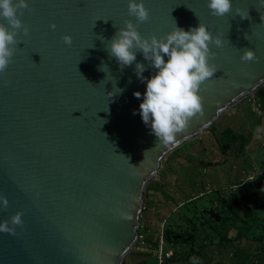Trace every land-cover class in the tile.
Returning a JSON list of instances; mask_svg holds the SVG:
<instances>
[{
    "label": "water",
    "instance_id": "95a60500",
    "mask_svg": "<svg viewBox=\"0 0 264 264\" xmlns=\"http://www.w3.org/2000/svg\"><path fill=\"white\" fill-rule=\"evenodd\" d=\"M232 2L218 17L207 0H144L150 19L138 24L142 36L203 23L224 41L210 44L218 70L200 87L203 114L165 146L140 115L146 82L135 63L146 78L156 70L142 52L121 69L105 49L125 20L137 23L128 0H28L20 19L29 33L18 32L0 73V197L8 201L0 200V223L18 212L23 221L14 234L0 232V264H123L162 160L264 85V0ZM246 48L258 60L242 61ZM204 212L220 220L214 209Z\"/></svg>",
    "mask_w": 264,
    "mask_h": 264
},
{
    "label": "rangeland",
    "instance_id": "374dc122",
    "mask_svg": "<svg viewBox=\"0 0 264 264\" xmlns=\"http://www.w3.org/2000/svg\"><path fill=\"white\" fill-rule=\"evenodd\" d=\"M211 127L169 153L143 193L138 231L148 236L145 242L153 249L163 223L174 264H196L223 244L229 249L239 241L252 247L251 255L264 250L260 101L253 94L241 99ZM210 208L219 221L204 212ZM228 258L223 262L229 263ZM123 264H153L152 251H144L137 241Z\"/></svg>",
    "mask_w": 264,
    "mask_h": 264
},
{
    "label": "clouds",
    "instance_id": "9594fccd",
    "mask_svg": "<svg viewBox=\"0 0 264 264\" xmlns=\"http://www.w3.org/2000/svg\"><path fill=\"white\" fill-rule=\"evenodd\" d=\"M127 7L129 16H134L137 23L131 19L125 20V26L118 29L105 49L110 57L116 58L121 69L136 62V53L142 52L148 66L156 70L151 78H146L143 76L145 65L135 63L137 77L146 82V91L139 105L140 115L160 143L171 145L176 142L177 133L183 131L193 117L203 114L200 87L218 70L215 64L209 63L210 58L216 55L210 49V44L220 47L224 41L220 36H213L203 23L187 31L175 23L164 36L144 37L138 31V24L150 19V11L144 0H128ZM207 7L212 15L222 17L232 11L233 2L207 0ZM28 8V0H0V21H7V26L0 22V73L5 72L12 62L20 42L17 40L18 32L22 30L24 35L29 33V27L20 19L23 10ZM235 11L242 19H250L249 13L241 8L237 7ZM50 27L55 29L56 25L53 23ZM62 39L71 46V35L65 34ZM240 59L251 62L258 60V57L252 49L246 48ZM104 67L107 65H101L102 71ZM121 91L118 88V92ZM109 93L113 95V92ZM134 96L139 99L141 93L135 91ZM0 200L6 207L7 199L0 197ZM22 224V213L18 212L9 221L0 223V232L14 234V226Z\"/></svg>",
    "mask_w": 264,
    "mask_h": 264
},
{
    "label": "trees",
    "instance_id": "16d2710c",
    "mask_svg": "<svg viewBox=\"0 0 264 264\" xmlns=\"http://www.w3.org/2000/svg\"><path fill=\"white\" fill-rule=\"evenodd\" d=\"M253 95L256 98H258V100L260 101L262 107V113L264 114V85L261 86L257 91H255ZM209 128L212 127L210 126ZM181 147L182 146L176 148L174 152L179 151ZM138 233L144 236L141 230H139ZM144 238L146 241L147 240L149 241L147 235L144 236ZM221 247L222 249H219L216 252L217 255L216 254H211L210 256L204 255L202 260L200 259V261L196 264H264V250H262L257 254L251 255L252 247L249 244H245L239 241L229 249L225 244H223ZM226 255L227 257H229L228 258L229 263H224L222 260V258Z\"/></svg>",
    "mask_w": 264,
    "mask_h": 264
},
{
    "label": "built area",
    "instance_id": "2783aa9c",
    "mask_svg": "<svg viewBox=\"0 0 264 264\" xmlns=\"http://www.w3.org/2000/svg\"><path fill=\"white\" fill-rule=\"evenodd\" d=\"M138 242L144 251H152L153 264H174V251L168 246L167 229L160 224L159 230L154 236V247L150 249L143 235L139 234Z\"/></svg>",
    "mask_w": 264,
    "mask_h": 264
}]
</instances>
